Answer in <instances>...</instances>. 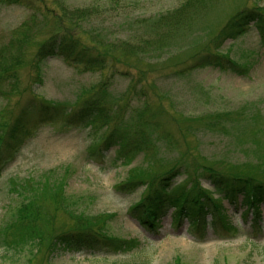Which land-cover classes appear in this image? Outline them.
Segmentation results:
<instances>
[{
    "label": "rangeland",
    "instance_id": "rangeland-1",
    "mask_svg": "<svg viewBox=\"0 0 264 264\" xmlns=\"http://www.w3.org/2000/svg\"><path fill=\"white\" fill-rule=\"evenodd\" d=\"M57 1L70 7L106 4L110 12L93 19L88 29L116 41L120 54L126 47L121 39L135 36L134 42L145 41L146 28L186 0H0V45L18 36L24 24H40L15 83L0 82L2 132L22 115L29 99L73 110L89 95L87 88L108 76L106 100L118 109L117 122L98 131L77 124H43L0 176V228L10 229L15 207L34 194L39 197L35 204L43 235L74 229L78 220L71 211L86 215L95 223L93 229L118 240L83 252L64 248L54 252L45 239L36 242L40 249L35 243L19 248L5 243L0 245V264H264V204L254 224L246 207L224 199L220 210L230 227L216 220L204 232L185 218L174 219L170 204L155 222L156 230L143 225L133 208L147 193V183L155 184L175 163L181 168L174 184L199 177L205 188L213 189L205 180L208 167L264 180V164L262 170L250 167L264 161V42L254 23L235 39L214 41L239 10L264 7V0H206L203 9H195L187 20L188 29L160 41V51L127 54V60L121 58L122 64L104 73L76 67L60 55L50 57L38 84L31 70L33 52L55 29ZM81 39L92 44L85 35ZM208 54L216 61L215 54L223 55L219 61L224 66L233 60L239 64L238 73L200 66L198 60ZM138 79L142 81L137 83ZM30 101L28 112L40 105ZM38 115L39 111L24 115L23 127L34 125ZM120 121L130 143L115 142L101 159L93 147ZM119 147L129 156L119 157ZM139 179L133 191L121 186ZM55 188L63 190L58 201L51 194ZM116 244L127 248L118 251Z\"/></svg>",
    "mask_w": 264,
    "mask_h": 264
},
{
    "label": "trees",
    "instance_id": "trees-1",
    "mask_svg": "<svg viewBox=\"0 0 264 264\" xmlns=\"http://www.w3.org/2000/svg\"><path fill=\"white\" fill-rule=\"evenodd\" d=\"M205 1L186 0L177 9L162 14L160 19L154 21L146 28L145 41L138 39L139 43L137 41L134 42L135 36L121 39V42H125L126 47L120 54L116 53L118 49L116 41H111L108 37H100L93 29H88V26L93 24V19L101 15H103L101 18H104L110 12L106 8V4L96 3L88 6L70 7L63 1H57L60 11L54 14L55 29L47 39L39 42L38 49L33 52L34 56L31 62V70L34 72L33 80L38 84L43 82V64L47 59L56 55H60L65 60L74 63L76 67L104 73L105 69L110 68L112 70L116 65L122 64L123 60L121 58L127 60V54L134 57L139 54L146 55L152 51H160V49H157L160 41L165 39L169 41L172 38L171 34H177L179 30H183L186 27L188 29L187 20L192 16L195 9H203L202 4ZM198 15L200 14L196 16ZM252 23L255 24L264 42V7L239 10L217 33L214 41L225 42L228 39H235L244 34ZM32 25L34 26L33 28H31ZM39 29V23L28 22L24 24L23 29L19 30L18 36L11 37L6 43L0 45V82L5 79L8 85L15 83L18 66L23 63L28 53L31 52L29 49L33 45V37ZM82 35L87 36L92 44H86L81 39ZM148 48L151 50H148ZM146 49L148 50L147 52L144 51ZM222 56L221 54H215L216 61L212 54H208L202 56L198 61L200 66L214 65L221 69H231L238 73L235 67H239V64L227 58L230 60V65L224 66L219 61ZM148 59L150 58L147 57V61ZM141 81L138 79L137 83ZM109 88L108 76V78L87 88L84 92H88L89 95L84 101H80L73 110L69 107L64 109L62 105L49 103L44 100L29 99L26 102L27 108L23 109L22 115L9 126L7 131L2 132L3 127L2 124L0 125V176L9 166L15 154L36 134L38 128L43 124H58L60 126L77 124L98 131L104 127H109L112 121L117 122L118 116L116 113L118 109L115 108L114 102L106 100V93ZM11 91L13 89L10 86ZM30 100H36L40 105L28 112ZM34 111H39L37 121L34 125H28L27 129H25L22 119L24 115ZM123 123L124 121L116 123L113 130L93 147V152L97 154L96 156H100L103 159L105 152L115 142L120 143L122 139L123 143L129 145L126 141L130 143V140L126 138L125 128L122 126ZM135 141L138 144L143 142L141 139H135ZM116 154L119 157L126 158L129 156V151H123L119 147L116 149ZM261 164H264L263 160L259 164H251L250 167L262 170L264 166L262 167ZM179 168H181L180 164L175 163L159 177L155 184L153 183L155 180L147 183V193L133 206L137 217L143 225L156 230L158 223L155 222L158 221L157 219L166 205L170 204L174 207V219L181 220L185 218L189 220L191 226L195 224L194 227L198 231L204 232L207 226L213 224L216 220L222 221L224 226L229 228L230 225L226 224L225 216L223 215L222 217L223 213L220 210L224 199H228L236 207L238 205L247 206V211L251 210L254 215V224L258 222L261 217L260 207L264 204V180H259L254 175L247 173L227 175L213 167H208L205 169V180L207 178L213 189L205 188L199 177H193L183 184H174L175 173H177ZM140 181L141 179L139 181L131 180L121 184V186H127L129 190L133 191ZM180 185L182 186L180 187ZM62 193L63 190L59 188L51 191L52 196L57 198L55 199L57 201L60 200L58 197ZM63 196L64 194L62 199L65 200L66 197ZM37 199H39L38 196L30 194L28 199H23V202L19 203L17 208L15 207L14 213H12L14 220L9 225L10 229L0 228V245L10 243V247L19 248L35 243L33 245L40 249L42 247L41 244L36 242L47 240L49 241V249L54 250V252L60 248L73 252H83L93 250L98 246H105L107 241L116 242L118 240L115 237L108 236L101 229H93L95 223L87 219L86 215H76L71 211L70 214L78 220L74 225V229L66 230L56 235H43V228L38 224L40 209L35 204ZM155 211H157V214H155ZM209 216L212 218L210 222L208 221ZM116 245L115 249L118 251L127 248L124 245Z\"/></svg>",
    "mask_w": 264,
    "mask_h": 264
},
{
    "label": "bare ground",
    "instance_id": "bare-ground-1",
    "mask_svg": "<svg viewBox=\"0 0 264 264\" xmlns=\"http://www.w3.org/2000/svg\"><path fill=\"white\" fill-rule=\"evenodd\" d=\"M240 201H241V199H240ZM240 206H242V207H246V211L248 210V208H247V206H244V205H240ZM238 207V206H237ZM248 212V211H247ZM249 212H251L252 213V211L250 210ZM244 213H245V211H244ZM262 213V212H261ZM253 214V213H252Z\"/></svg>",
    "mask_w": 264,
    "mask_h": 264
}]
</instances>
